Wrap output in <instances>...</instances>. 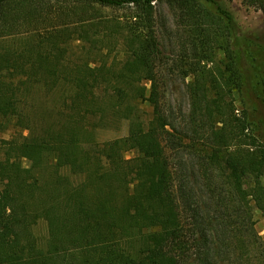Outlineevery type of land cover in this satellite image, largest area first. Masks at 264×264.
<instances>
[{"label":"trees","instance_id":"1","mask_svg":"<svg viewBox=\"0 0 264 264\" xmlns=\"http://www.w3.org/2000/svg\"><path fill=\"white\" fill-rule=\"evenodd\" d=\"M155 1L0 0V264H211L247 246L254 208L264 215V115L257 107L258 99L264 105V38H247V67L238 70L231 42L241 31L232 12L220 0H169L186 49L205 68L220 44L227 56L225 70L202 69L190 84L210 187L206 207L215 209L217 228L188 200L192 193L175 187L164 143L175 125L161 103ZM243 1L264 14V0ZM80 51L86 57L74 59ZM110 52L113 61L105 59ZM38 90L58 94L55 103L34 108ZM234 90L251 112L244 117L236 114ZM107 119L128 121L127 135L98 140ZM9 128L29 134L2 137ZM184 208L197 238L185 231ZM40 219L48 223L44 245L34 233ZM244 255L233 264H264L263 256L256 263Z\"/></svg>","mask_w":264,"mask_h":264},{"label":"rangeland","instance_id":"2","mask_svg":"<svg viewBox=\"0 0 264 264\" xmlns=\"http://www.w3.org/2000/svg\"><path fill=\"white\" fill-rule=\"evenodd\" d=\"M182 2L186 3V0H182ZM220 2L232 12L241 31V34L236 36V38H233L231 42L232 52L235 56L234 59L237 65L236 69L239 70L238 65H241L240 69L246 68L247 64L244 61L246 60L244 58V51L246 48L245 45L248 44L247 38H264V14L260 9L254 6H249L244 3L243 0H220ZM155 3L156 26L164 52V57L158 68V82L162 91L161 103L165 112L172 115L171 120L175 125V128L169 127L173 136L170 139L166 138L167 140L164 141L167 155L170 157L171 166L175 174V187L177 190L181 189L179 192L185 189L184 191H186V193H192L190 198L189 196L187 197L188 200H193V204H197L198 202L200 206H202L203 214L206 213V217L209 214L212 217L210 222L218 228L219 222L217 220L218 217L216 216L215 209L206 207V203H208V198L210 196V187L207 185L208 179L203 175L202 161L200 159V155L203 151V138L197 136L193 131L194 125L191 120L193 98L190 84L194 83L197 77L204 75L203 72L205 70L207 71L210 67L216 72H218L217 70H219V68L220 70L222 69V71L225 70L227 56L220 44V47L214 56L215 63H210L205 68L206 63L199 61L194 54V51L186 49L185 27L181 25L182 22L178 17H175L169 0H156ZM128 10L129 9H105L104 11L105 14L110 15H128L130 12ZM113 46L114 44H112L110 48ZM120 46L122 45H119V47ZM119 47L117 49H121ZM75 50L79 51V48ZM115 55L116 52H110L109 56L105 59L113 61ZM81 57L85 58L86 56L80 51L74 56V59ZM193 65V68L197 67L196 70H198V72L191 70L193 69ZM202 69H204V71ZM259 75L264 77L263 73L261 74L259 72ZM263 85H260V90L262 91H264ZM35 92L33 99L34 108L40 111L44 106L54 104V100L58 97V94L48 96L43 90ZM234 103L236 106V114L238 116L244 117L245 114L247 115L251 113L249 110L246 111V107H244L242 102V95L237 90H234ZM257 107L260 112L259 115H264V105L259 99L257 100ZM142 108L146 112L144 116L145 119H151L152 107L150 106V103H144ZM101 125L97 128L98 130L96 132L97 139L101 141L123 137L128 133V121L122 120L115 123L112 122L111 119H107V121H105L102 126ZM22 133L26 136L29 134V131L26 130L23 132L21 129L9 128V130L2 133V137L10 139L13 135L20 136ZM198 140H200L199 143L197 142ZM134 155V152L127 153L128 158H131ZM25 164L27 165V162ZM210 176L209 177L212 180V175ZM216 179L217 184L221 183L222 179H220L219 176H217ZM253 183L254 177L252 175H247L246 186L250 187ZM252 221L254 224L253 228L247 235V246L245 245L242 248H239L238 246V248L233 250L228 249L227 254L225 252L220 253V256L217 255V258L215 257L211 261V264H233L235 259L242 256L243 252L245 253L244 258H249L252 262L255 260L256 263L259 256L264 257V215L261 210L254 208ZM206 223L208 224V221ZM183 224L187 235L190 236L191 239H193V237L197 238L198 234L193 232L194 219L191 212L186 211L185 208L183 210ZM34 233L35 237L38 238L39 243L44 245L48 238V223L45 219H40L34 226ZM220 234L221 237H223L222 233ZM242 237L244 238V236L240 237L241 240H243ZM192 250L195 251V248ZM192 250L190 251V255L192 254L195 256V252L193 253ZM248 252L250 254H248Z\"/></svg>","mask_w":264,"mask_h":264}]
</instances>
